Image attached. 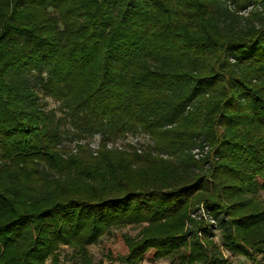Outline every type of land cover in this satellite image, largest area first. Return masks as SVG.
I'll return each instance as SVG.
<instances>
[{
  "label": "trees",
  "instance_id": "16d2710c",
  "mask_svg": "<svg viewBox=\"0 0 264 264\" xmlns=\"http://www.w3.org/2000/svg\"><path fill=\"white\" fill-rule=\"evenodd\" d=\"M261 189L264 0H0V264H264Z\"/></svg>",
  "mask_w": 264,
  "mask_h": 264
},
{
  "label": "rangeland",
  "instance_id": "374dc122",
  "mask_svg": "<svg viewBox=\"0 0 264 264\" xmlns=\"http://www.w3.org/2000/svg\"><path fill=\"white\" fill-rule=\"evenodd\" d=\"M49 102H50L49 108L55 109L57 107L54 101L50 100ZM128 139L129 141H132L140 145H147L150 143L149 138L143 134H139L138 136H131ZM98 140L99 137L90 140L93 147H96L98 145ZM66 145L70 146L71 148L76 147V144L74 142L67 143ZM257 197L260 200H264V189H261L258 192ZM141 229H142L141 227H129L125 229L111 230V232H109L101 239V242L98 245L91 246L88 248L90 257L93 261L92 264H118V262H114L111 260V258L107 257L108 251L112 249L114 251L122 252L124 250V246L119 241V235L122 233H129L132 237H137ZM215 240L217 245H221V235L219 232L216 233ZM224 254L226 257H228L226 252H224ZM58 255H59L58 264H84L83 259L80 256H78L74 252V250L69 246L62 245L60 247V250H58ZM228 258L231 264H252L249 260H247L242 256L230 255ZM51 261L52 260L50 259L47 262V264H51ZM140 264H177V261L176 259H174V257L154 261L151 253L150 255H147L145 257L144 262Z\"/></svg>",
  "mask_w": 264,
  "mask_h": 264
},
{
  "label": "built area",
  "instance_id": "2783aa9c",
  "mask_svg": "<svg viewBox=\"0 0 264 264\" xmlns=\"http://www.w3.org/2000/svg\"><path fill=\"white\" fill-rule=\"evenodd\" d=\"M194 153L196 154L197 157L201 155L198 150L194 151Z\"/></svg>",
  "mask_w": 264,
  "mask_h": 264
}]
</instances>
